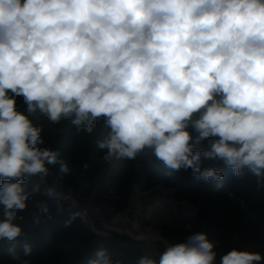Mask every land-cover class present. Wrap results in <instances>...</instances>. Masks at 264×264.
<instances>
[{
    "label": "clouds",
    "instance_id": "1",
    "mask_svg": "<svg viewBox=\"0 0 264 264\" xmlns=\"http://www.w3.org/2000/svg\"><path fill=\"white\" fill-rule=\"evenodd\" d=\"M37 113L89 136L102 121L95 146L109 160L150 149L172 171L220 181L203 166L217 160L264 185V0H0V242L14 264H32L31 242L16 250L17 221L49 166L72 171L60 150L43 147ZM31 177L39 181L29 190ZM43 194L59 212L72 201L56 187ZM215 249L192 233L137 264H264L258 251L218 261ZM87 264L123 262L101 248Z\"/></svg>",
    "mask_w": 264,
    "mask_h": 264
},
{
    "label": "rangeland",
    "instance_id": "2",
    "mask_svg": "<svg viewBox=\"0 0 264 264\" xmlns=\"http://www.w3.org/2000/svg\"><path fill=\"white\" fill-rule=\"evenodd\" d=\"M17 107L20 110H24L26 107L22 98H18ZM31 119L34 124L43 127V147L60 150L62 158L72 169L70 174H62L59 165L49 166L52 175L50 174L41 184V193H44L46 187H54L55 180H58L65 187L74 189V197L79 208L90 209L89 206L95 205L92 210L96 212L98 206L109 205L117 213L127 214L131 220L134 217L144 218L145 225L150 228L149 232L153 235L156 234V238L164 240L167 244L183 242L192 233H207L208 231L217 240H221V237H230V234H236L251 243L258 241L262 227L256 211L264 204V185H258L257 179L253 189L245 195L236 197L228 194L222 197L213 195L204 197L200 192L193 193L185 185V180L192 172L191 169L169 170L150 149H146L135 160L123 159L121 176H109L106 182L102 183V187L95 192L94 183L104 169V165L100 162L93 163L91 155L95 154L98 159L105 156L95 146V139L103 132V122L98 121L97 132L93 136H89L82 132L77 134L76 129L68 121L53 124L38 113L32 115ZM204 144L206 145L207 141ZM38 181L39 177L28 178L26 180L28 189L31 190ZM156 187L163 189L164 194L161 195L172 198L173 204L178 208V216L164 219L163 216L155 212L148 213L152 200L149 195L144 193ZM41 203L48 204L50 208L48 214H40L39 205ZM62 203L64 210L59 212L52 198L46 196L45 199H34L32 196L27 202V208L21 213L23 219L17 221L23 228L24 235L15 242L16 250L23 255V242L25 240L31 242L34 245L33 252L25 258L29 259L32 264H71L69 261L71 255H58L57 249L69 247L74 240L87 236L92 246L94 241L110 240L112 232H116L106 230L112 226L107 222H100L96 227L99 232L96 231L88 224V219L83 215L72 220L74 225L81 228L78 234L61 233L58 230L59 225L66 223L70 219L71 213L76 211L71 207V204L65 201ZM189 208H193L194 214H188ZM205 211L209 215H206ZM34 213L39 215V222L30 219ZM55 214L62 215L63 218L51 220ZM113 227L115 226L113 225ZM118 228L119 234L128 236L146 247L149 245L165 247L161 242L141 240L140 236L142 235H133L125 227L118 226ZM55 236L64 240L53 245V249H50L52 252H49L46 244L50 240L49 238ZM90 244L82 248L80 256L89 254ZM9 247V244L0 242V264H14L8 255Z\"/></svg>",
    "mask_w": 264,
    "mask_h": 264
},
{
    "label": "trees",
    "instance_id": "3",
    "mask_svg": "<svg viewBox=\"0 0 264 264\" xmlns=\"http://www.w3.org/2000/svg\"><path fill=\"white\" fill-rule=\"evenodd\" d=\"M203 165H206L204 167H215L223 174V179L220 181H204L202 178L193 175L192 172L189 174V178L185 180L186 187L192 190L193 193L200 192L204 197L209 195L222 197L228 194H232L236 197L245 195L253 189L257 179L255 175H253L247 169L245 170L244 176L236 177L233 170L225 166L222 161L206 159L203 161ZM44 196L46 197V195L41 193V190L40 192L33 194L34 199H45ZM205 214L209 215L207 211H205ZM59 218H63L62 215L55 214L52 216L51 220H58ZM58 230L61 233H73V235H76L80 232L81 228L71 222L70 224L62 223L59 225ZM206 234L208 239L215 243V250L218 254V240L210 231H208ZM49 239L50 240L46 244L47 251L49 252H52L50 249H53V245L64 240L59 239L57 236ZM90 243L91 242L87 236L79 240H74L72 245L69 247L59 248L56 252L58 255H71L69 258L71 264H87L88 260L94 258L95 253L101 248L107 249L108 253L113 257V259H121L123 264H137L139 258L145 253L153 254L149 247H146L144 244L139 243L128 236H124L119 233L117 234V232H112V238L110 240L94 241L92 246ZM89 244L91 246L89 254L86 256H80V251L82 248Z\"/></svg>",
    "mask_w": 264,
    "mask_h": 264
},
{
    "label": "built area",
    "instance_id": "4",
    "mask_svg": "<svg viewBox=\"0 0 264 264\" xmlns=\"http://www.w3.org/2000/svg\"><path fill=\"white\" fill-rule=\"evenodd\" d=\"M91 157H92L93 163L100 162L101 164L104 165V169L101 171V173L99 174V176L97 177V179L95 180V183H94V186H96V188H95L96 190H94V191L97 192V190H99L102 187V183L106 182V179L109 176H111V175L118 176L121 168L124 165V161H123V159H121V160L112 159L110 162L109 159L106 157V155L104 157H102L101 159H98L95 156V154H92ZM107 168H108V170H107ZM50 174L52 175V172L49 171V174L47 175V177ZM101 174L103 175V178L100 179ZM47 177H45V179ZM54 187H56L58 191H62L64 193H71L72 201L75 202V207L73 209L76 211L84 212L85 213L84 216L88 219V224L92 228H94L93 226L97 227L100 222H103V223L107 222L109 225H112V226H110V228H107L106 230L116 231L118 233V232H120L118 226L125 227L126 230L131 232L133 235H135V234L142 235V236H140L141 240L147 239L148 241L161 242L164 244V246L167 245V243L164 240L156 238L155 235H153V233L149 232L150 228H148L147 225H145L146 222L144 221L145 220L144 218L142 219V218L134 217L131 220L127 214L117 213L115 211V209L109 205L98 206V209L96 212H94L92 210L95 205L89 206L90 209L89 208L88 209L79 208V206L76 203V200L74 197V189H72V187H65L62 183H59L58 180H55ZM72 201L65 200V202L69 203V204H72ZM90 201H92V200H90ZM189 209L190 210L188 211V214L189 215L194 214L193 208H189ZM119 215H122L121 218L123 216L125 217L124 221L119 219L120 218V217H118ZM37 216H38V214L34 213L30 217V219L32 221H36ZM116 217L118 218V220H115ZM113 225L115 227H113ZM148 247L151 249V251L153 252L154 255H158L164 249V248L156 247L154 245H149Z\"/></svg>",
    "mask_w": 264,
    "mask_h": 264
},
{
    "label": "crops",
    "instance_id": "5",
    "mask_svg": "<svg viewBox=\"0 0 264 264\" xmlns=\"http://www.w3.org/2000/svg\"><path fill=\"white\" fill-rule=\"evenodd\" d=\"M256 212H258V217L261 222V230L260 237H258V241L256 243H251L250 241L240 238L236 234H230V237H221V240L218 239L219 252L217 255V260L219 258L229 252L232 249H248L251 251H258L264 253V204H262L261 208H259ZM217 239V238H216Z\"/></svg>",
    "mask_w": 264,
    "mask_h": 264
},
{
    "label": "bare ground",
    "instance_id": "6",
    "mask_svg": "<svg viewBox=\"0 0 264 264\" xmlns=\"http://www.w3.org/2000/svg\"><path fill=\"white\" fill-rule=\"evenodd\" d=\"M111 162V160H109ZM108 161V162H109ZM103 178V175H100V179ZM99 179V178H98ZM99 179V180H100ZM98 180V181H99ZM164 194V191L160 187H156L153 190L148 191L147 193H144L145 195H149L151 197L152 203L150 204L148 208V213L155 212L156 214H160V216H163L164 219H168L170 217H176L178 216V208L173 204L174 201L170 197L163 196L161 194ZM189 211V210H188ZM122 215H119V219L124 221L125 217ZM115 220H118L116 217ZM96 231L99 232V230L96 228V226H93ZM156 235V234H155Z\"/></svg>",
    "mask_w": 264,
    "mask_h": 264
},
{
    "label": "water",
    "instance_id": "7",
    "mask_svg": "<svg viewBox=\"0 0 264 264\" xmlns=\"http://www.w3.org/2000/svg\"><path fill=\"white\" fill-rule=\"evenodd\" d=\"M118 176H121V173H119Z\"/></svg>",
    "mask_w": 264,
    "mask_h": 264
}]
</instances>
